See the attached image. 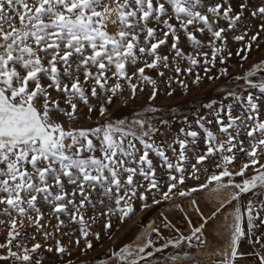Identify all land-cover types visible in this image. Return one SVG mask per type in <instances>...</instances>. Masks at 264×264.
I'll return each instance as SVG.
<instances>
[{"label":"snow or ice","instance_id":"snow-or-ice-1","mask_svg":"<svg viewBox=\"0 0 264 264\" xmlns=\"http://www.w3.org/2000/svg\"><path fill=\"white\" fill-rule=\"evenodd\" d=\"M246 19L260 24L250 37L247 28L232 37L243 44L235 52L243 61L264 32V0H0V216L7 217L9 229L6 242L0 243V261L42 264L41 249L59 257L71 255L59 239L54 246L18 242L26 235L20 231L25 221L46 242L56 234L70 235L61 232L64 227L79 225L75 244L83 239L90 250L89 236L101 237L90 232L85 220L89 208L104 209L97 215L106 218L107 231L112 216L123 223L134 214L137 200L146 209L151 207L150 196L152 204H160L207 190L220 204L190 235L168 239L149 225L132 245L113 252V264H152V258L168 248H203L205 226L234 201L227 244L216 254L218 264H264V79H251L264 74V61L236 77L246 85L241 91L229 88L219 104L204 105L208 113L197 114L192 122L184 117L187 128L181 127L171 143L156 142L159 130L145 115L125 120L109 112L114 98L130 91L134 100L145 84L152 91L144 112L158 111L151 102L159 87L146 69L157 70L160 78L165 77L161 68L176 77L194 74L193 83L199 84L202 77L193 70L203 67L208 76L219 61L224 65L219 75L208 78L227 77V61L233 56L228 33ZM185 43L191 51L185 52ZM165 47L168 54H162ZM181 62L188 66L182 68ZM173 83L188 88L183 80L169 77L168 96L175 91ZM80 105L86 113L81 114ZM94 112L103 123L75 126L91 120ZM193 123L200 131L192 129ZM212 124L224 139L208 127ZM237 152L244 154L245 162L234 171ZM150 153L159 158L163 179ZM249 169L253 174L246 177ZM202 173L205 182L187 186L188 179L200 181ZM244 195L251 198L241 205ZM42 205L56 220L53 232L45 231L51 224ZM61 216L68 218V225ZM91 220L95 222L96 215ZM3 224L6 221L0 220ZM164 227L170 225L165 222ZM149 231L163 243L155 246ZM31 239L35 241V235ZM246 246L251 253L243 250ZM171 261L184 264L179 256ZM208 264L217 262L210 259Z\"/></svg>","mask_w":264,"mask_h":264},{"label":"rangeland","instance_id":"rangeland-1","mask_svg":"<svg viewBox=\"0 0 264 264\" xmlns=\"http://www.w3.org/2000/svg\"><path fill=\"white\" fill-rule=\"evenodd\" d=\"M223 23V22H222ZM259 20L246 19L240 23V25L234 30V33H228V48L233 53L231 59L227 61V68L229 75L227 77H220L219 79H209L208 76L216 77L219 75L220 69L224 67L219 61L217 65L212 69V72L206 76L203 72V67L196 68L193 73L199 72L202 80L199 84H194L193 80L195 75L182 74L176 77L174 71L170 69H159L165 72V77L160 78L157 76V70H147L146 74L151 76L153 79L157 80V86L159 87V94L156 100L151 102V106L158 109L156 113H145L144 109L149 106L148 97L151 95L152 88L149 85H143L144 91L137 93L136 99H131L130 91H125L120 97H116L113 100V104L109 106V112L112 117H119L125 120H131L135 118L138 114L145 115L146 118L159 130L155 136L157 143H171L172 140L179 134V129L181 127L187 128V125L183 123V118L187 117L189 122H192L197 114H207L208 109L204 108V105L212 103L213 101L219 102L223 99L226 90L231 88L233 91H241L245 87L244 80H236L237 76L246 75V70H249L254 64L259 61H264V32L260 34L259 41L257 44L253 45L251 53L248 54L249 58L247 61L241 60L240 57L235 55V52L243 46L242 43L234 42L232 39L233 35L242 34L245 29L248 30V36L250 37L258 30ZM226 26V25H225ZM207 39V37H205ZM185 52L191 51L189 45L185 43L183 45ZM203 51L209 52V57L211 55L210 49L205 48ZM162 54H168V50L165 47ZM243 55V54H242ZM171 58V57H170ZM141 65H137L139 67ZM182 68L187 67L186 62H181ZM135 71V68H129V72ZM169 77H173L177 80H183L184 83L188 85L185 89L177 83H173L172 87L175 89L172 96L166 95L168 89L165 87V82ZM253 82H259L264 79V74L257 73L254 78H251ZM55 96V93H53ZM127 100V103H125ZM93 104L98 106L97 101L92 100ZM81 114L87 112V108L80 105ZM261 118L264 119V112L261 114ZM164 120H168L169 124L165 125L161 123ZM103 123L104 118L100 117L98 113H92V119L82 122L81 124L75 125L76 127H91L94 126L96 122ZM71 126V125H69ZM208 127L217 134L218 139H224V137L218 132V128L215 124L208 125ZM193 130H198V126L194 123L192 124ZM183 139V136H180ZM241 139H245L243 136ZM248 141L245 139V146H247ZM178 149V145H176ZM200 147H204L203 140H200ZM167 154L172 157L170 150ZM238 159L235 164L236 167L234 171H238L242 163L245 162L244 154L237 152ZM150 158L153 159L154 165L157 166V174L163 179V169L160 167V160L154 154L150 153ZM173 160L175 157H172ZM190 163H194V159H190ZM261 162L264 163V157L261 158ZM253 174V170L249 169L246 173V177H250ZM242 178L236 177L239 182ZM206 175L201 174V180L195 181L193 179H188L186 181L188 187L198 186L200 183L205 182ZM137 182H143L141 178L137 177ZM143 190V189H141ZM231 190V189H230ZM71 191V188H69ZM258 195V193H257ZM159 198V197H157ZM250 195H244L241 200V205L244 201H247ZM95 199V196L93 197ZM195 200L196 204L192 201ZM232 204H225L219 213L212 220L209 221L208 225L204 229V240L205 246L188 248L186 246L180 249L168 248L165 249L163 253L156 254L152 258V264H172L171 257L182 256L181 260L184 264H194L197 261L198 255L193 256V252L197 250L201 251L202 254H211L214 261H218V254L221 249L227 244V236L229 234L231 213L234 212ZM148 204L151 207L142 209L141 202H135V212L134 214L126 219L123 223L120 222L118 216L111 217L112 227L109 230H104V223L106 218L98 213L104 211L102 207H97L95 211L89 208L85 212V220L91 225L90 232L92 234L99 233L100 239H95L94 235L89 236V240L93 243L92 249H87L85 247V242L81 239L79 246H76L75 240L79 238V225H68V218L66 216H61V219L65 221L68 225L64 227L61 232H70V235L56 234L54 239H50L47 242L42 238L40 233H37L34 227L27 226V221H25V227L20 229L22 237L18 238V242L31 247L32 243L39 242L42 245H55L57 239L61 240L62 244L65 245L71 252V255H63L62 257L47 253L43 249L40 250L39 256L42 258V264H113L114 251H119L124 246L132 245L134 241L138 240L144 235L147 226L154 225L156 228L160 229L164 238H174L179 235H190L191 229L198 226L202 219L207 218L212 211H214L220 204L219 198H213L212 194L207 190L193 194L191 197H179L175 196L171 200H162L160 204H152L151 196L149 197ZM42 210L45 211V220L50 219L51 226L45 228V231L53 232L56 220L54 218H49L47 216L48 209L45 206H41ZM199 209V211H197ZM96 215V220L93 222L91 217ZM227 217V219H226ZM0 220H5L6 224L0 225V243H5L8 233L7 217L0 216ZM167 222L170 227L165 228L164 223ZM32 235H35L36 240L31 239ZM148 238L152 239L155 246H159L163 243V240H157L156 234L154 232H148ZM201 249V250H200ZM17 250V249H13ZM246 252L251 253L252 249L245 247L243 249ZM257 250L259 248L257 247ZM154 251V249H153ZM205 251V252H203ZM245 261L251 259V255L243 258ZM0 264H9L6 261H0Z\"/></svg>","mask_w":264,"mask_h":264},{"label":"trees","instance_id":"trees-1","mask_svg":"<svg viewBox=\"0 0 264 264\" xmlns=\"http://www.w3.org/2000/svg\"><path fill=\"white\" fill-rule=\"evenodd\" d=\"M201 250V249H200ZM203 252H205V251H203ZM193 256H196V255H198V258H197V261H196V263H194V264H208V261L211 259V260H214V259H212L213 257L211 256V254H209V256L208 255H205V254H202V252L201 251H199V250H197L196 252H193ZM183 256V255H182ZM182 256H180V259H182L181 257ZM217 262V264H218V261H216Z\"/></svg>","mask_w":264,"mask_h":264}]
</instances>
